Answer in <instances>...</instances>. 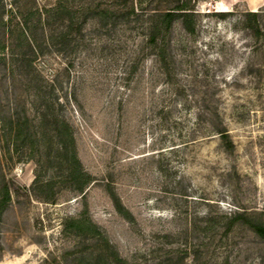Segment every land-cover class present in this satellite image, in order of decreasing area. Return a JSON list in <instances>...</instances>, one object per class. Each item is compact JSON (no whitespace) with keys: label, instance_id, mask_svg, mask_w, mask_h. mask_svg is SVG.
<instances>
[{"label":"rangeland","instance_id":"374dc122","mask_svg":"<svg viewBox=\"0 0 264 264\" xmlns=\"http://www.w3.org/2000/svg\"><path fill=\"white\" fill-rule=\"evenodd\" d=\"M131 4L0 0V199L10 193L0 264H79V241L64 228L81 217L127 264H191L194 245L199 264H264L260 238L240 223L227 231L236 213L264 221V0H199L195 34L177 22L157 47L149 16L173 0H135V14ZM57 32L72 42L49 55L44 41ZM57 75L56 111L73 130L83 191L60 170L55 145L29 153L9 136L19 120L33 122L42 82ZM37 173L52 181L54 203L32 193Z\"/></svg>","mask_w":264,"mask_h":264},{"label":"trees","instance_id":"16d2710c","mask_svg":"<svg viewBox=\"0 0 264 264\" xmlns=\"http://www.w3.org/2000/svg\"><path fill=\"white\" fill-rule=\"evenodd\" d=\"M199 0H173V6L168 10L160 13H154L149 16L148 24L146 26L148 32V43L154 47L158 46V37L160 35H167L171 32L175 23L180 22L183 29L190 35L195 34V7ZM36 5V0H32ZM125 2L132 3L130 12L135 14L134 2L135 0H125ZM36 8V7H34ZM36 13L42 18V11L36 8ZM259 14L251 12L246 14L245 21L247 28L253 33L254 37L259 39L262 36L261 29L258 24ZM72 32L55 33L48 39H45L46 46L50 48L48 52L51 55L54 49H60L63 45L72 42ZM30 41L32 48L37 51V40L29 37L26 39ZM44 56V53L42 54ZM164 61V54H160ZM67 73V71L65 72ZM57 75L54 82L51 84L42 82L40 91L37 93L36 100H41L42 104L36 108V117L33 122L27 119L24 123L17 122L16 126L10 129L9 136L12 137L16 146L19 148H27L29 153L39 151L40 147L49 148L52 145L56 146L55 159L61 163L60 170L64 172L67 180H72L79 184V191L88 183V176L80 165L76 152V140L70 124L61 118L56 111L61 104L57 98H54L56 91V84L61 85L62 81ZM62 77V74H61ZM56 83V84H54ZM45 90V91H44ZM37 101H35V104ZM223 146L226 151L232 152L234 144L231 141L229 134L225 128L219 130ZM33 137V139H32ZM42 143L40 144V140ZM27 140L31 144H27ZM27 144V145H26ZM30 145V148H28ZM26 146V147H25ZM52 181L42 182L40 175L37 173L36 178L31 186L32 193L39 199L48 203L55 202V195L51 192ZM109 194L117 212L126 220L131 221V214L123 207L120 198L116 195L111 187H108ZM10 199L9 189L5 188L4 195L0 199V211H4L6 204ZM245 225L264 243V221L254 220L244 213H236L232 216L227 224V231H231L236 224ZM65 233L77 238L78 246L81 249L75 253L79 254L76 259L79 264H127L126 260L121 258L110 244L109 240L101 234L99 228L91 223L89 219L81 217L79 219L70 220L69 225L64 228ZM89 243H93V248ZM198 246V245H197ZM192 248L191 264H199L200 247ZM78 248V247H77ZM183 261V260H182ZM181 263V262H180Z\"/></svg>","mask_w":264,"mask_h":264}]
</instances>
